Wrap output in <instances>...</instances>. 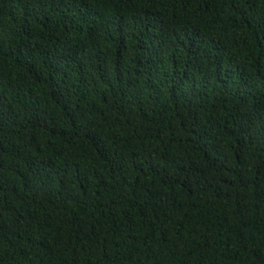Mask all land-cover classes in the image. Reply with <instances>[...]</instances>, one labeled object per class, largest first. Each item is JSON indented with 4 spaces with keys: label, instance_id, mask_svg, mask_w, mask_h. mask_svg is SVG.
<instances>
[{
    "label": "trees",
    "instance_id": "16d2710c",
    "mask_svg": "<svg viewBox=\"0 0 264 264\" xmlns=\"http://www.w3.org/2000/svg\"><path fill=\"white\" fill-rule=\"evenodd\" d=\"M0 264H264V0H0Z\"/></svg>",
    "mask_w": 264,
    "mask_h": 264
}]
</instances>
